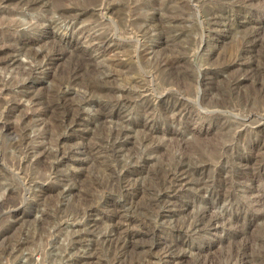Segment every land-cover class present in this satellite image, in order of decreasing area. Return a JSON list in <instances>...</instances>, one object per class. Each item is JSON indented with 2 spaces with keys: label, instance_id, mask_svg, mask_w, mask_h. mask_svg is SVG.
<instances>
[{
  "label": "rangeland",
  "instance_id": "rangeland-1",
  "mask_svg": "<svg viewBox=\"0 0 264 264\" xmlns=\"http://www.w3.org/2000/svg\"><path fill=\"white\" fill-rule=\"evenodd\" d=\"M0 264H264V0H0Z\"/></svg>",
  "mask_w": 264,
  "mask_h": 264
},
{
  "label": "bare ground",
  "instance_id": "bare-ground-1",
  "mask_svg": "<svg viewBox=\"0 0 264 264\" xmlns=\"http://www.w3.org/2000/svg\"><path fill=\"white\" fill-rule=\"evenodd\" d=\"M137 15H139V14H137ZM139 18V20L140 21H144L147 17H146V14L144 15V16H140V17H138ZM153 22V21H152ZM152 25H153V23H151ZM161 24V23H160ZM150 25V24H149ZM147 27V26H146ZM149 27H151V26H149ZM160 27V26H159ZM163 27V26H162ZM136 28H137V26H136ZM148 28V27H147ZM157 27H155V29H156ZM161 28V27H160ZM166 29V28H165ZM160 30H162V29H160ZM174 30V29H173Z\"/></svg>",
  "mask_w": 264,
  "mask_h": 264
}]
</instances>
